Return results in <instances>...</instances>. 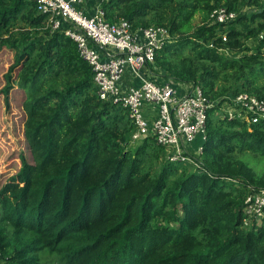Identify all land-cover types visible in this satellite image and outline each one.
Returning a JSON list of instances; mask_svg holds the SVG:
<instances>
[{"label": "trees", "instance_id": "1", "mask_svg": "<svg viewBox=\"0 0 264 264\" xmlns=\"http://www.w3.org/2000/svg\"><path fill=\"white\" fill-rule=\"evenodd\" d=\"M102 7L110 23L169 28L154 75L199 84L213 100L241 92L264 99V0ZM217 7L237 19L212 23ZM46 20L30 0H0V49L15 51L8 78L26 95L33 158L21 154L0 188V264H264V221L247 225L244 212L246 198L264 189V172L242 158L264 159V120L250 127L211 112L200 167L166 160L156 171L165 150L154 139L128 149L126 111L100 99L77 44ZM19 21L26 27L17 34Z\"/></svg>", "mask_w": 264, "mask_h": 264}, {"label": "built area", "instance_id": "2", "mask_svg": "<svg viewBox=\"0 0 264 264\" xmlns=\"http://www.w3.org/2000/svg\"><path fill=\"white\" fill-rule=\"evenodd\" d=\"M30 1L47 17L46 27L77 44L81 58L92 67L100 99L126 111L132 128L128 149L130 142L151 138L166 151L168 162L198 169L196 159L203 152L211 112L250 127L264 120V99L254 94L241 92L213 100L199 84L154 75L157 54L172 38L169 28L134 29L124 18L110 23L102 7L110 0H96L95 11L89 14L79 8L86 0ZM237 17L226 7L210 14L211 22L218 25H229ZM221 37L223 42L228 39L227 34ZM259 38L264 39V31ZM244 212L247 225L264 221V189L246 198Z\"/></svg>", "mask_w": 264, "mask_h": 264}, {"label": "rangeland", "instance_id": "3", "mask_svg": "<svg viewBox=\"0 0 264 264\" xmlns=\"http://www.w3.org/2000/svg\"><path fill=\"white\" fill-rule=\"evenodd\" d=\"M96 0H86L79 5L88 14L95 11ZM201 24V18L197 15L192 21L193 27ZM15 33L19 34L24 31L26 24L19 21L13 26ZM1 38V36H0ZM15 62V51L10 48L0 49V188L5 182L19 170L21 161L19 157L24 154L29 163H33V158L24 136V123L26 120L23 103L26 95L24 91L18 89L13 81L8 78L10 67ZM17 72L13 73V80ZM14 85V86H13ZM9 89V106L6 102L5 91ZM216 116V114H213ZM127 118V117H126ZM151 139V138H150ZM142 144L130 142L132 150H135ZM155 144V143H154ZM156 146V145H155ZM160 159L154 160V169L159 171L161 165L166 162V152H160ZM242 158L249 163L257 172H264V159L255 158L252 155L245 154ZM191 172L193 168L189 167Z\"/></svg>", "mask_w": 264, "mask_h": 264}, {"label": "crops", "instance_id": "4", "mask_svg": "<svg viewBox=\"0 0 264 264\" xmlns=\"http://www.w3.org/2000/svg\"><path fill=\"white\" fill-rule=\"evenodd\" d=\"M91 12H93V11H91Z\"/></svg>", "mask_w": 264, "mask_h": 264}]
</instances>
